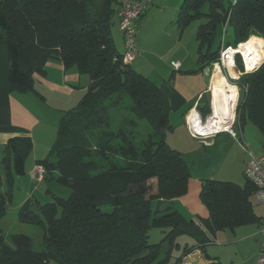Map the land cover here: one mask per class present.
<instances>
[{
	"label": "trees",
	"instance_id": "1",
	"mask_svg": "<svg viewBox=\"0 0 264 264\" xmlns=\"http://www.w3.org/2000/svg\"><path fill=\"white\" fill-rule=\"evenodd\" d=\"M224 2L183 0L178 11L175 23L181 30L206 20L196 29L197 71L216 62L221 48L236 47L249 37L264 49L257 39L264 40V0H234L229 11ZM120 3L0 0V127L10 124V94L34 92L33 76L43 75L48 61L58 60L65 69L75 67L90 81L77 106L60 120L49 151L55 161L39 162L46 180L68 186L71 194L66 199L53 196L46 204L28 199L17 220L42 230L43 250L34 251L32 238L25 234L11 235L8 245L0 229V264H168L172 250L180 248L175 264L193 251H204L209 236L217 232L261 223L250 201L255 187L247 179L242 187L201 182L199 200L208 217L200 224L172 208V202L186 194L190 173L165 140L172 129L165 97L116 50L112 26ZM222 23L231 28L235 43H221L214 50ZM238 85V123L248 120L264 132V61ZM124 97L131 102L132 117H123L115 126L113 115L120 112ZM209 100L208 94L199 109L203 117L210 114ZM140 121L149 133L139 132ZM3 150V180L11 187L24 174L32 141L14 137ZM11 199L10 188L0 191V220ZM152 228L162 231L158 244L148 242ZM179 237L187 238L182 248ZM164 244L167 252L158 261ZM206 264L220 262L210 258Z\"/></svg>",
	"mask_w": 264,
	"mask_h": 264
},
{
	"label": "crops",
	"instance_id": "2",
	"mask_svg": "<svg viewBox=\"0 0 264 264\" xmlns=\"http://www.w3.org/2000/svg\"><path fill=\"white\" fill-rule=\"evenodd\" d=\"M182 2L183 0H155L137 21V26L139 23L140 26H145L148 25L147 21L151 18L160 20V29L166 32L167 37L171 38L173 42L161 54L166 63H160L157 60L158 65L153 66L148 60L149 56L152 55L151 49L148 44L143 43L141 38L138 42L139 54L129 64L134 71L142 74L147 79L154 74L153 80H148L153 82L165 97L169 107V123L176 124L175 127L185 126L184 118L190 109L195 107L199 111L203 107L204 99L208 96L207 89L211 74L210 71L207 81L205 79V69H212V66L209 65L202 71H197L199 66L197 56L193 57L194 46L191 39H185L187 28L181 30L175 23ZM115 28L116 33L119 35L118 46L122 47V51L119 53L123 54V37L117 19ZM195 50L197 55V48ZM171 62L179 63V68L177 70L171 68ZM33 78L34 92L10 94L8 98L10 124L0 127V150H2L3 156V147L9 139L14 137L31 139L32 150L25 161L24 174L22 175L31 184L32 181L42 183L46 180L47 175L44 176L43 180L36 181L31 172L36 165H39L40 161L46 158L49 162L55 161L53 156H49V151L55 141L60 120L65 112L77 106L90 83L88 77L80 75L75 67L65 69L58 60L48 61L44 66L43 75L34 74ZM219 135L207 140L205 143L198 141L203 146L208 147ZM227 138L230 139L228 136ZM165 140L167 143V138ZM17 179L20 183L22 178L18 177ZM200 187L201 181L198 184H192V187L189 181L186 194L175 199L171 204L172 208L184 219H191L197 224L208 217L206 208L199 200ZM28 199H34L38 202L34 197L30 198L29 193L19 205L22 206ZM216 234L213 237L209 236L210 242L207 245L215 241ZM188 255V259L198 264H206L210 258L220 262L218 257L208 255L205 249ZM257 264L260 263L257 262Z\"/></svg>",
	"mask_w": 264,
	"mask_h": 264
},
{
	"label": "rangeland",
	"instance_id": "3",
	"mask_svg": "<svg viewBox=\"0 0 264 264\" xmlns=\"http://www.w3.org/2000/svg\"><path fill=\"white\" fill-rule=\"evenodd\" d=\"M233 2L234 0H225L224 7L227 11L230 10L231 4ZM206 11L207 5H204L202 12ZM205 21V18L194 21L186 29L185 39H191V43L194 46L193 57L197 56L195 50L197 48L195 29H197L199 24L205 23ZM147 22L148 25L140 26L139 23L137 26V45L141 38L143 43L149 45L152 55L149 56L148 60L153 66H157L158 61L160 63H166V60L163 56H161V54L172 45V39L168 38L166 32L160 29L159 19L151 18ZM223 23L220 25L216 39L212 44L214 50L217 49L221 43L223 46H226L227 44L234 46L235 38L233 32L229 26H226ZM115 27L116 21L114 19V24L112 26V39L116 45L117 51L121 53L122 47L118 46L119 35L116 33ZM146 29H149L147 31L150 33H148ZM257 39L264 42L262 38ZM237 66L240 68L239 63ZM210 71L211 70L209 68L205 69V79L207 81ZM231 74L233 75L232 72ZM153 75L154 74L149 76L150 78L148 79L153 80ZM212 75L210 82L212 80ZM206 98L204 99V104L206 103ZM130 105L131 102L129 99L124 97L122 99L120 112L113 115L115 126L123 123V117L129 119L132 117V114L129 111ZM233 115V130L238 134V138L234 140L228 134L220 133V135L218 134L219 136L214 139V142L208 147L203 146L198 140L193 139L186 130V125L184 126L183 123L182 125L184 127H175L176 124L170 123L172 129L166 131L165 138H167V144L169 143L168 145L172 149L176 150L184 159L190 173L189 181L191 187L192 184H198L200 181L203 182L206 180L231 182L242 187L245 183L243 166L248 159L247 151H251V153L256 157L264 156V132L258 130L257 127L248 120L244 121L240 125L237 119V111ZM140 122L141 125H139L138 128L139 132L142 135L149 133L150 128L143 121ZM126 128L129 127L126 126ZM227 136L230 139H228ZM239 143L245 147V150L241 148ZM2 157L3 152L0 150V160ZM4 173L5 168L0 164V191H6L8 188H10L12 193L11 201L5 206L6 215L0 220L1 233L6 239H8V245H10L9 237L11 235H28L32 238L33 250L38 252L42 251V230L33 225L19 223L17 220L18 212L21 207L19 203H21V201L25 199L26 195L30 193V198L34 197L40 204H46L53 202V196L62 199L68 198L71 194V190L68 186L59 184L55 181V179L50 177L47 180H44L42 183H36L35 181H32L31 184L27 179H24V176H21L20 178L22 179L20 183L18 179H16L13 185L8 187V185L3 180ZM250 201L252 203L254 213L261 219V223L242 226L235 229L234 231L225 230L218 232L215 236L216 239L214 238L215 241L205 247L206 253L210 256L218 257L221 264H257L258 262L261 245L264 240L260 235V230L264 228V206L259 204L255 196H251ZM109 209L110 208L108 207L105 210ZM162 237L163 234L160 229L152 228L149 231L148 242L149 244H158ZM186 239V237L178 238L177 242L180 243L181 248L183 247L184 242L187 241ZM167 249V245L160 247V256L158 261L164 257ZM180 254L181 249L174 248L171 252V260L168 264H173L175 259L178 258Z\"/></svg>",
	"mask_w": 264,
	"mask_h": 264
},
{
	"label": "built area",
	"instance_id": "4",
	"mask_svg": "<svg viewBox=\"0 0 264 264\" xmlns=\"http://www.w3.org/2000/svg\"><path fill=\"white\" fill-rule=\"evenodd\" d=\"M154 1L155 0H121L119 9L117 11V18L119 23V30L123 37L124 52L122 60L125 64H130L139 54L138 45L136 42L137 21L142 16L144 11L153 4ZM239 46L240 44H238L236 47L221 48L218 60L211 64V70L214 69L215 65L218 66L220 68L221 74L225 77L226 81L237 88L233 110L234 113L237 111L241 96V88L238 85L240 78L247 73L257 70L264 61L263 58L261 62L259 64H256L250 71L245 70V62L243 56L240 53H235V51L238 50ZM229 61H232L233 67L239 70L237 71L238 75L236 77L230 74L226 66V63H228ZM238 63L240 64L241 69L237 66ZM170 66L171 68L177 70L179 68V63L171 62ZM207 92L210 97V114L203 117L201 113L195 107H193L185 115L184 122L189 135L193 139L199 140L203 143L220 133H226L234 140H236L238 138V134L233 130L234 120L231 125L223 129L209 130L206 128V124L213 117L211 108L212 92L210 86H208ZM240 146L243 150H245V147L242 144H240ZM247 155L248 159L243 170V175L245 179H247L255 187L256 200L259 202V204L264 206V156L256 157L251 153V151H247ZM45 173L46 171L42 165H36L33 168L31 175L36 181H41L43 180ZM260 235L264 239V228L260 230ZM195 252L197 251H193L190 254H195ZM188 257L189 255L184 257L179 263L175 264H198L197 262L188 259ZM258 262L260 264L264 263V240L261 245L260 257L258 259Z\"/></svg>",
	"mask_w": 264,
	"mask_h": 264
},
{
	"label": "bare ground",
	"instance_id": "5",
	"mask_svg": "<svg viewBox=\"0 0 264 264\" xmlns=\"http://www.w3.org/2000/svg\"><path fill=\"white\" fill-rule=\"evenodd\" d=\"M245 43L240 44L239 48L235 53H240L245 62V70L250 71L256 64H259L264 58V52L259 48V46L254 42L252 38ZM226 66L232 76H237L239 71L234 68L232 61L226 63ZM214 70V71H213ZM211 70L210 78L212 75V80L209 86L212 92L211 98V108H212V119L206 124V128L209 130L223 129L232 124L234 120V105H235V95L237 88L229 84L225 77L221 74L220 68L214 66ZM244 70V69H243ZM223 78V79H222Z\"/></svg>",
	"mask_w": 264,
	"mask_h": 264
}]
</instances>
